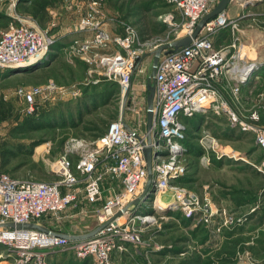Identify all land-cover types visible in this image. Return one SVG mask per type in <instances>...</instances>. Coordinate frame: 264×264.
Segmentation results:
<instances>
[{"label": "built area", "instance_id": "2783aa9c", "mask_svg": "<svg viewBox=\"0 0 264 264\" xmlns=\"http://www.w3.org/2000/svg\"><path fill=\"white\" fill-rule=\"evenodd\" d=\"M170 1L175 4V10L167 12L163 20L173 30V38L169 41L142 37L131 25H124L121 33L110 30L101 17L103 0L65 3L69 11L76 7L83 9L85 4L73 28L66 32V35L72 34V39L62 50L69 58L83 55L91 77L70 85L50 81L36 87H18L16 94L26 100V111L34 112L42 103L40 100L54 102L77 98L82 94L81 88L89 83L115 84L119 93L122 92V100H126V91L141 67L143 56L154 53L164 44L192 35L201 18L212 10V0ZM228 26L232 42L216 48L211 35ZM238 29V23L227 19L223 12L206 22L189 45L161 54L153 78L154 117L150 129L139 133L120 114L110 123L105 135L91 141L70 140L65 152L52 164L58 172L52 181L12 177L1 168L0 158V224L37 223L45 214L74 206L81 197L90 203L102 201L95 211L100 224L129 205L91 237L76 238L86 233L66 234L48 228L0 226V245L7 247L13 264H49L48 252L62 248L73 250L80 260L114 264V251L124 252L128 245L141 242L140 225L149 219L139 213L143 203L152 201L153 208H157L161 196L170 189L174 190L173 202L181 206L185 216L198 215L212 237H217L236 220L244 222V218H235L210 197L205 196L202 202L195 193L174 185L188 172L184 117L201 114V126L196 127L201 130L200 159L208 164L225 159L248 161L242 151L219 150L217 135L202 125L210 116L226 117L229 129L253 133L256 147L264 152V94L255 98L257 102L251 105L241 95V85L248 81L256 62H247L244 58L242 42L235 32ZM59 36L19 18L11 22L0 35V72L44 63L43 57L53 53ZM225 75H231L234 80L228 82L230 89L220 86ZM146 147L152 149V179L148 189ZM107 177L122 182L123 189L118 192L113 189L112 194L103 197V183ZM139 197L138 204L130 205Z\"/></svg>", "mask_w": 264, "mask_h": 264}, {"label": "rangeland", "instance_id": "374dc122", "mask_svg": "<svg viewBox=\"0 0 264 264\" xmlns=\"http://www.w3.org/2000/svg\"><path fill=\"white\" fill-rule=\"evenodd\" d=\"M167 1L103 0L101 17L114 32H124L123 26L131 25L142 37L169 41L173 38V30L163 22L165 14L171 11ZM29 3V0H0V35L5 29L3 17L10 18V23L19 18L33 27L61 35L57 47L71 42L72 34L69 36L66 32L73 28L85 4L83 9L76 7L69 11L65 3H86V0H63L57 7L50 8L51 19L45 28L23 11L22 6ZM235 32L247 46L246 50L257 55L264 53V29L259 24H239ZM57 47L44 64L0 72V86L5 96L17 105L16 118L0 122V138L11 141L14 155L10 158L9 169L21 179H55L57 174L51 170L52 164L65 152L69 141H91L105 135L111 121L120 114L139 133L147 126L148 80L153 55L145 57L135 72L126 100H122V92L119 93L115 84H109L108 89L105 82L89 83L81 88V96L55 100L53 106L39 113L35 122L12 133L17 127L14 126L16 119L27 113L26 100L16 94L18 87H36L50 81L70 85L91 77L83 55L69 58L63 50L58 52ZM263 67L260 71L263 76L248 99L250 105L264 94ZM40 101L43 104L46 100ZM200 116L182 119L187 125L184 147L188 172L186 178L174 185L195 193L202 202H205V196L210 197L213 203L226 207L235 218H244V222L236 220L235 224L224 228L218 242L213 243L207 233L212 234L210 230L198 215L185 216L181 206L173 202L174 190L170 189L161 196L169 204L166 207L154 209L152 201L143 203L139 213L149 219L140 225L141 242L132 244L127 252H118L114 260L112 258L114 264H264V152L256 147L253 133L243 134L237 128L229 129L224 124L228 123L227 120L210 116L202 125L217 135L219 150L242 151L248 161L225 159L208 164L197 154L201 130L196 127L200 125ZM110 182L116 186L117 192L123 189L119 180L110 178ZM110 194V190L103 191V197ZM91 206L79 202L61 212L46 214L39 223L58 231L86 233L100 224L95 212L97 205ZM0 253L3 255L0 264H13L6 246L0 245ZM83 260L81 264H93L90 259Z\"/></svg>", "mask_w": 264, "mask_h": 264}, {"label": "crops", "instance_id": "0c3cea01", "mask_svg": "<svg viewBox=\"0 0 264 264\" xmlns=\"http://www.w3.org/2000/svg\"><path fill=\"white\" fill-rule=\"evenodd\" d=\"M219 1L220 0H212L211 9H213ZM224 16L231 21L237 22L238 25L239 24L240 25H242V24H247V25L257 24L258 25L259 24L264 29V0H232L230 2V5L224 11ZM211 36H212V40L214 42V46L216 48L228 45L229 43L232 42V39H233L230 26L218 29ZM57 45L58 44L56 43L55 48L57 47ZM242 45H243V50H242L243 56L247 62H250V61H254L256 63L257 62H263V63H260V64H262L261 68L256 73H254L252 76H250V78L248 79V81L246 83L241 85V95L243 96L244 99H249V97L253 93V90L256 88V86L258 85V83L261 80V77L263 76V75H261L260 71L263 70L262 67L264 64V53L257 55L251 51L249 52L248 50H246L247 46L244 43H242ZM60 47H61V45H60ZM57 50H59V47H57ZM228 82H230V83L234 82L231 75H225L220 86H223L227 89H230V86H229L230 84ZM226 94L228 95V98H230L229 97L230 96L229 90H226ZM223 119L226 120V117H223ZM224 124H226V123H224ZM200 126H201V124H200ZM146 128H147V126H146ZM103 187H104V191H107V190L112 191L113 189L117 190L116 186L111 184L109 177H107L106 180L104 181ZM105 194L107 195V193H105ZM82 201H84V202H82ZM79 202L85 203L87 206L97 205L96 207L101 206V203H102V202L100 204L98 202L97 203H90L89 201H86L85 199L83 200V197H81ZM37 224L41 227L44 226V227L50 228V227L45 226L39 222H37ZM53 230H55V229H53ZM56 231H58V230H56ZM59 232L66 233V234H72L70 232H63V231H59ZM74 234H76V233H74ZM132 246H133L132 244L128 245L127 251H129L130 250L129 248H132ZM118 252L119 251L113 252V254H112L113 260H114L115 255L118 254ZM119 253L121 254L122 252H119ZM47 257H48L49 264H65V263L81 264L84 261V260H79L78 258H76L73 250H71L69 248L50 250L48 252Z\"/></svg>", "mask_w": 264, "mask_h": 264}, {"label": "trees", "instance_id": "16d2710c", "mask_svg": "<svg viewBox=\"0 0 264 264\" xmlns=\"http://www.w3.org/2000/svg\"><path fill=\"white\" fill-rule=\"evenodd\" d=\"M29 1H30L29 5L22 6L23 11L28 13L31 16V18L34 19L41 27L45 28V27H47V25L51 19L49 9L57 7L58 5H60V3H62L63 0H29ZM167 3H169L170 10H175V4L172 1L168 0ZM1 20L3 21V26H5V29L7 27H9V24L11 21L10 18L3 17V19H1ZM62 47L63 46L59 47L58 52L60 50H62ZM109 84L110 83L105 85V86H107L108 89H109ZM112 93H113V90H112ZM108 96H110V95H108ZM52 104H55V102L45 101L43 104L40 103L34 112L28 113L26 111L27 113L23 117H19V120L16 119V123L14 126H17V127H15V129H13L12 133H14V131H16L17 129H23V127H25L24 125H26V124H30V123L35 122L36 117L38 115H40L39 113L42 111L44 112V110L47 107L53 106ZM16 106L17 105L13 100L7 99V97L4 94L3 87L0 86V122L15 119L16 118V108H17ZM218 119H220V118H218ZM225 134H228V133H225ZM201 153H202V151L198 148L197 154L200 155ZM13 155H14V150H13L11 141L8 138L1 137V140H0L1 168L4 171L8 172L12 177H16L12 173V170L9 169L10 158ZM16 178H18V177H16ZM184 178H186V176L179 179L178 181H182V179H184ZM178 181H176V182H178ZM44 216H42V218ZM42 218H40L37 222H39ZM42 227H44V226H42ZM44 228H47V227H44ZM48 229H50V228H48ZM92 230H90V231H92ZM90 231H88V232H90ZM224 231H226V229ZM88 232H86V233H88ZM207 233H208V235H210L209 236L210 241H212L213 243H217L219 240V237H221V234H219L217 237H215V236L212 237V234H210L208 231H207Z\"/></svg>", "mask_w": 264, "mask_h": 264}, {"label": "water", "instance_id": "95a60500", "mask_svg": "<svg viewBox=\"0 0 264 264\" xmlns=\"http://www.w3.org/2000/svg\"><path fill=\"white\" fill-rule=\"evenodd\" d=\"M231 1L232 0H220L217 3V5L209 13H207L205 16H203L201 18V20L198 22L194 32L192 33V35H188L186 37H183V38L174 40L172 42H169L167 44H164V45L160 46L158 49H156L154 53H146L143 56L145 58L147 56L153 55V64H152L151 77L148 80V89H149V94L147 96V102H148V105H147V107H148L147 108V128L148 129L151 128L152 122H153V117H154V114H153V102H154V95H155V82L153 81V78H154V75H155V72H156V67H157V64H158V61H159V58H160L161 54L163 52L169 53V52H172L174 50H177L178 48H180L182 46L189 45L192 42V40L195 37L198 36L200 30L205 25V23L208 22L209 20L213 19L214 17H216L220 13H223L227 9V7L230 5ZM14 63H19V62L18 61H14ZM128 93H129V89L126 91L125 98L127 97ZM145 156H146L148 172H149V180H148V183H147V189H148L149 186H150L151 179H152V149L150 147H146L145 148ZM51 170L53 172H55L56 174H58V172L55 171L54 169H51ZM139 201H140V197L136 198L135 200H133L130 203V205L131 204H138ZM127 207H125V209ZM123 211L117 212V214L115 216L120 215ZM114 217H112L108 221L98 225L92 231H90V232H88V233H86L84 235H81V236H76V238H79V237H91V236L95 235L99 230L104 228ZM0 226H8V227H16V228H31V227H35V228L47 230L46 228L39 226L37 223L7 222V223H1Z\"/></svg>", "mask_w": 264, "mask_h": 264}, {"label": "bare ground", "instance_id": "6f19581e", "mask_svg": "<svg viewBox=\"0 0 264 264\" xmlns=\"http://www.w3.org/2000/svg\"><path fill=\"white\" fill-rule=\"evenodd\" d=\"M53 55V53L51 54V53H49V56L48 55H46L45 57H43L44 59L42 60V62H44V63H46L48 60H49V58H50V56H52ZM47 56H48V59H47ZM47 59V60H46ZM41 63V62H40ZM44 63H41V64H44ZM260 63H263V62H257V63H255L254 65H253V68H252V70H251V72H250V76H252L254 73H256L260 68H261V65L262 64H260ZM40 65V64H39ZM34 66H37V65H33V66H30V67H24V69H26V68H31V67H34ZM20 68H23V67H20ZM250 76H249V78H250ZM248 78V79H249ZM112 122V121H111ZM201 123V122H200ZM185 143V142H184ZM160 203L158 204V206H160V207H166V205H169L168 203H166L164 200H160L159 201Z\"/></svg>", "mask_w": 264, "mask_h": 264}]
</instances>
